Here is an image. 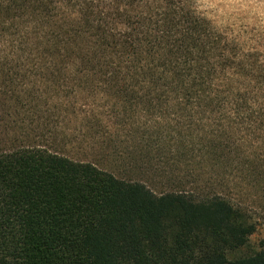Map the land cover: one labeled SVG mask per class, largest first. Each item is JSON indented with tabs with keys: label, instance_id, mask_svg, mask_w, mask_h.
Listing matches in <instances>:
<instances>
[{
	"label": "trees",
	"instance_id": "1",
	"mask_svg": "<svg viewBox=\"0 0 264 264\" xmlns=\"http://www.w3.org/2000/svg\"><path fill=\"white\" fill-rule=\"evenodd\" d=\"M251 60L189 0H0V91L62 104L99 91L131 156L149 160L164 135L173 154V191L157 194L37 142L59 140V108H3L0 264H264V63ZM22 114L25 143L8 138ZM141 115L173 128L138 132Z\"/></svg>",
	"mask_w": 264,
	"mask_h": 264
},
{
	"label": "rangeland",
	"instance_id": "2",
	"mask_svg": "<svg viewBox=\"0 0 264 264\" xmlns=\"http://www.w3.org/2000/svg\"><path fill=\"white\" fill-rule=\"evenodd\" d=\"M189 1L195 11L211 22L228 41L235 43L243 54L250 53L251 61L259 60L264 63V0ZM32 92L0 91V111L5 108L6 112L9 111L12 115L19 107L20 110L23 109V114L33 107H39L42 110L59 108L61 114L57 113L58 117L52 119L53 129L58 131L57 138L59 140L53 144V137L47 134L45 140L37 139V142L47 143V147L52 151L73 159L92 162L117 178L127 181H142L157 194L173 191V176H171L173 175V154L169 150L172 149L170 148L172 144L168 137L164 135L159 144L155 139L153 140L155 155L149 160L137 159L134 155L131 156V153L138 147L134 143L123 144L127 141L122 136L118 138L115 136L120 134L116 126L118 121H114L111 114L112 104L101 92L92 91L91 95L86 92L83 95L75 96L72 91H66L64 95L71 97L64 104L61 99L58 100L56 97L58 91H52L49 95H46L45 91H37L35 93L37 96H34ZM10 97H19L21 102L15 103L14 100L7 99ZM68 107L70 108L67 109ZM10 113L8 114L10 115ZM23 114L19 116V119L26 121V124H19V130L15 126L11 127V136L8 138L13 139L20 135L21 142L25 143L26 140L23 138L22 132L26 131L29 123L28 118ZM4 116L5 113L2 112L0 121ZM8 119L13 122L17 120L16 116H10ZM139 119L142 123L147 121L148 125L146 128L135 127V129H139L138 132L140 130L144 132L146 129L148 134H157L161 131L167 132L170 127L173 128L172 125L167 126L168 122L162 117L152 120L141 115ZM87 122H91L92 126H96L98 129L93 132L88 131ZM21 127L25 129H21ZM1 131L2 125H0V141L3 138V145L0 146V150L10 148L11 145L6 144ZM4 145H7L6 148ZM141 146L145 147L146 143ZM160 150L163 151L160 152V156H157ZM169 152L171 154H168ZM234 197H237V193H234ZM260 237L262 235L254 237L253 242H257Z\"/></svg>",
	"mask_w": 264,
	"mask_h": 264
}]
</instances>
